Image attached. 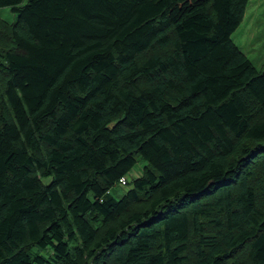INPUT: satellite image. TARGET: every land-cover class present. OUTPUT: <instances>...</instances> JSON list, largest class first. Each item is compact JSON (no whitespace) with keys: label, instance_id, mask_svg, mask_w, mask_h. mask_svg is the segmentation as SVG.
Wrapping results in <instances>:
<instances>
[{"label":"trees","instance_id":"trees-1","mask_svg":"<svg viewBox=\"0 0 264 264\" xmlns=\"http://www.w3.org/2000/svg\"><path fill=\"white\" fill-rule=\"evenodd\" d=\"M24 2L0 0V264H264L251 0Z\"/></svg>","mask_w":264,"mask_h":264},{"label":"rangeland","instance_id":"rangeland-1","mask_svg":"<svg viewBox=\"0 0 264 264\" xmlns=\"http://www.w3.org/2000/svg\"><path fill=\"white\" fill-rule=\"evenodd\" d=\"M28 1L29 0H25L21 6ZM1 19L4 23L10 25L16 21L17 16L11 12L10 8H1L0 20ZM231 39L234 44L247 55L258 70L264 71V0H251L246 9L243 22L231 35ZM139 86H141V83H139ZM145 166H147V162L138 157L137 163L127 177L129 183L143 174ZM49 182L50 178L42 179L44 185ZM127 189V187L116 188V190L112 192V195L115 199H118ZM89 198L92 199L91 194H89Z\"/></svg>","mask_w":264,"mask_h":264},{"label":"built area","instance_id":"built-area-1","mask_svg":"<svg viewBox=\"0 0 264 264\" xmlns=\"http://www.w3.org/2000/svg\"><path fill=\"white\" fill-rule=\"evenodd\" d=\"M128 184H129V181L126 177H123L119 180V185L121 187H127Z\"/></svg>","mask_w":264,"mask_h":264}]
</instances>
